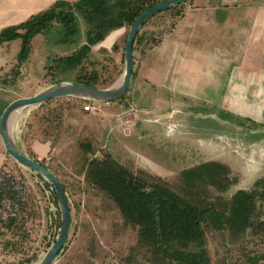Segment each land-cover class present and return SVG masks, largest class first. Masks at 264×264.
<instances>
[{"label":"rangeland","instance_id":"rangeland-1","mask_svg":"<svg viewBox=\"0 0 264 264\" xmlns=\"http://www.w3.org/2000/svg\"><path fill=\"white\" fill-rule=\"evenodd\" d=\"M186 7L187 2L164 11L142 27L134 49L135 77L124 99L107 103L64 97L20 113L15 124L18 144L56 173L66 185L71 204L72 229L54 264H148L149 253L138 244V228L86 177V163L94 154L110 156L138 174L161 178L180 194L185 172L196 173L197 167L211 162L222 164L230 171L227 180L231 183L223 184L221 168L199 182L210 199H228L264 177V96L248 95L245 109L233 110L224 104V85L216 88L199 79L186 89L182 78H168L169 72L182 74L175 72V65L165 64L162 79L149 77L154 60L150 50L177 27ZM81 26L79 44L85 39L82 19ZM129 30L130 26L122 29L120 50L98 44L85 62L82 70L98 72L100 87L112 86L121 77ZM77 47L56 45L38 34L29 56L20 60L22 40L0 43V113L14 99L54 84L46 70L48 59L67 56ZM235 65L215 63L216 72H228ZM200 69L205 71V63H199ZM76 72L56 78L75 80ZM90 103L93 108L86 109ZM36 139L51 143L43 158L32 150ZM223 185L226 190L220 191ZM0 191L4 195L0 201V264H37L61 225L50 186L8 155L0 170ZM207 246L213 264H243L249 254H264V231L249 228L234 236L228 230L208 229Z\"/></svg>","mask_w":264,"mask_h":264},{"label":"trees","instance_id":"trees-1","mask_svg":"<svg viewBox=\"0 0 264 264\" xmlns=\"http://www.w3.org/2000/svg\"><path fill=\"white\" fill-rule=\"evenodd\" d=\"M158 1L161 0H57L47 10L4 28L0 43L21 39L20 60L29 56L32 40L38 34H44L56 45L77 44L79 47L71 54L48 59L46 70L54 83L63 81L56 75L77 71L74 81L100 87L98 72L88 74L82 70L93 47L112 31L131 26ZM81 19L85 39L79 44L83 37ZM139 36L140 32L135 44ZM116 48L117 45L113 47ZM94 155L86 163V177L111 197L128 223L138 228V244L149 253L148 264H213L207 246L208 229L228 230L234 236L244 234L249 228L264 231V177L251 189H239L228 199H210L200 190L199 182L212 173L217 174L221 168L224 173L219 175L220 179L227 185L229 169L222 164L211 162L197 167L196 173L185 172L183 194H180L161 178L145 172L138 174L110 156ZM224 185L220 191L226 190ZM3 198L0 191V201ZM243 264H264V254H249Z\"/></svg>","mask_w":264,"mask_h":264},{"label":"crops","instance_id":"crops-1","mask_svg":"<svg viewBox=\"0 0 264 264\" xmlns=\"http://www.w3.org/2000/svg\"><path fill=\"white\" fill-rule=\"evenodd\" d=\"M56 1L0 0V32L47 10ZM124 27L112 31L99 44L107 49L117 45L116 50H120ZM150 53L154 57L150 78H164L161 71L165 64L175 65V72L182 74L169 72L168 78H182L186 89L199 79L216 88L224 85V104L233 110L245 109L246 96H264V0H188L180 23ZM220 62L236 65L228 72H216L215 63ZM179 63L181 68L176 65ZM199 63H205V71L199 70ZM219 78L221 81L215 82ZM32 145L37 158L45 157L51 149V143L44 139H36ZM7 161L0 135V170Z\"/></svg>","mask_w":264,"mask_h":264},{"label":"water","instance_id":"water-1","mask_svg":"<svg viewBox=\"0 0 264 264\" xmlns=\"http://www.w3.org/2000/svg\"><path fill=\"white\" fill-rule=\"evenodd\" d=\"M187 0H161L143 11L130 26L124 50V70L119 80L109 87L88 85L74 80H63L54 83L40 92L14 99L4 108L0 116V135L5 150L19 164L41 175L54 191L61 214V225L55 241L37 264H54L63 251L72 229L73 216L67 190L56 175L41 160L26 154L18 144L15 135V124L20 113L29 107L48 103L52 100L72 97L91 102H111L122 99L129 92L135 72L134 46L142 27L154 16L173 9Z\"/></svg>","mask_w":264,"mask_h":264},{"label":"built area","instance_id":"built-area-1","mask_svg":"<svg viewBox=\"0 0 264 264\" xmlns=\"http://www.w3.org/2000/svg\"><path fill=\"white\" fill-rule=\"evenodd\" d=\"M90 108H93V104H91V103L86 106V109H90Z\"/></svg>","mask_w":264,"mask_h":264}]
</instances>
